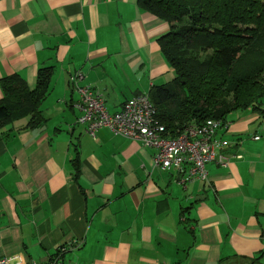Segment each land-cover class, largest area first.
Instances as JSON below:
<instances>
[{
  "label": "crops",
  "instance_id": "crops-1",
  "mask_svg": "<svg viewBox=\"0 0 264 264\" xmlns=\"http://www.w3.org/2000/svg\"><path fill=\"white\" fill-rule=\"evenodd\" d=\"M169 31L137 0H0V100L4 78L33 89L41 68L55 69L46 121L0 131V259L264 264V114L232 113L230 163H209L208 180L187 186L155 165L156 149L77 125L69 76L81 72L119 112L175 78L159 44Z\"/></svg>",
  "mask_w": 264,
  "mask_h": 264
},
{
  "label": "trees",
  "instance_id": "trees-1",
  "mask_svg": "<svg viewBox=\"0 0 264 264\" xmlns=\"http://www.w3.org/2000/svg\"><path fill=\"white\" fill-rule=\"evenodd\" d=\"M137 4L170 24L159 44L175 78L148 94L170 136L191 124L228 120L236 111L264 114V0H137ZM54 73L52 66L41 68L33 89L17 75L1 81L5 97L0 100V131L27 117L25 128L46 121L41 105Z\"/></svg>",
  "mask_w": 264,
  "mask_h": 264
},
{
  "label": "built area",
  "instance_id": "built-area-1",
  "mask_svg": "<svg viewBox=\"0 0 264 264\" xmlns=\"http://www.w3.org/2000/svg\"><path fill=\"white\" fill-rule=\"evenodd\" d=\"M84 75L77 71L69 76V83L80 95L75 106L81 111L77 125H88V132L95 136L96 131L109 128L115 135L124 136L140 142L158 152L155 165L179 174L184 186L195 181H207V165L216 162L226 167L232 155L226 154L231 142L226 139L230 122L211 119L201 124H191L176 137L169 135L167 128L157 119V111L148 95H138L124 103L116 113H109L105 100L90 86H82ZM256 140L259 137H255ZM237 158H242L236 155ZM0 264H35L25 261L21 256L5 257ZM46 264H64L59 258ZM236 264V263H230Z\"/></svg>",
  "mask_w": 264,
  "mask_h": 264
}]
</instances>
